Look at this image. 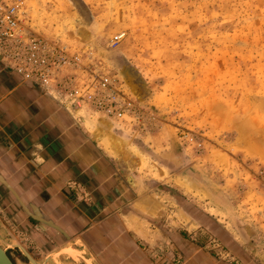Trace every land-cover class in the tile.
Returning a JSON list of instances; mask_svg holds the SVG:
<instances>
[{"label":"rangeland","instance_id":"obj_1","mask_svg":"<svg viewBox=\"0 0 264 264\" xmlns=\"http://www.w3.org/2000/svg\"><path fill=\"white\" fill-rule=\"evenodd\" d=\"M22 11L47 58L22 66L51 69L46 90L95 125L132 181L264 264V0H24Z\"/></svg>","mask_w":264,"mask_h":264},{"label":"crops","instance_id":"obj_2","mask_svg":"<svg viewBox=\"0 0 264 264\" xmlns=\"http://www.w3.org/2000/svg\"><path fill=\"white\" fill-rule=\"evenodd\" d=\"M103 143L82 113L0 64V222L36 261L64 249L48 264H259L132 181Z\"/></svg>","mask_w":264,"mask_h":264},{"label":"built area","instance_id":"obj_3","mask_svg":"<svg viewBox=\"0 0 264 264\" xmlns=\"http://www.w3.org/2000/svg\"><path fill=\"white\" fill-rule=\"evenodd\" d=\"M23 5L24 0H0V61L2 63H12V65L5 64L4 66L15 70L24 79L33 81L47 89V85L56 76L51 72V69L47 71L41 69L36 75L32 72L45 64L47 58L45 57V60H42L39 57L42 42L37 44L33 38L24 36L22 25ZM58 55L55 66L62 68L67 64V57L65 52L62 51L58 52ZM22 64L29 65L32 71L28 72ZM91 89L93 93L87 94L84 99L85 102L95 105V85ZM79 95L80 92L75 91V96ZM80 99L81 97H77L78 102H80Z\"/></svg>","mask_w":264,"mask_h":264},{"label":"water","instance_id":"obj_4","mask_svg":"<svg viewBox=\"0 0 264 264\" xmlns=\"http://www.w3.org/2000/svg\"><path fill=\"white\" fill-rule=\"evenodd\" d=\"M0 230L5 231L6 234H9V239L5 240L0 236V264H14L10 257L8 256V251L13 249H18L29 261L30 264H48L49 261L54 260L58 261L59 257L67 255L68 251L61 250L55 254H51L47 256L42 261H36L28 252L25 250L23 245L11 234L5 229V227L0 222ZM53 261V262H54ZM88 263V262H87ZM88 264H93L92 261H89Z\"/></svg>","mask_w":264,"mask_h":264},{"label":"flooded vegetation","instance_id":"obj_5","mask_svg":"<svg viewBox=\"0 0 264 264\" xmlns=\"http://www.w3.org/2000/svg\"><path fill=\"white\" fill-rule=\"evenodd\" d=\"M8 256L14 264H22V262H20V260L18 261V259L14 256L13 252L8 251Z\"/></svg>","mask_w":264,"mask_h":264}]
</instances>
